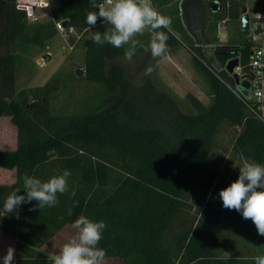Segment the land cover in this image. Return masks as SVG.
<instances>
[{"label": "trees", "instance_id": "16d2710c", "mask_svg": "<svg viewBox=\"0 0 264 264\" xmlns=\"http://www.w3.org/2000/svg\"><path fill=\"white\" fill-rule=\"evenodd\" d=\"M99 1L49 0L51 14L32 19L19 0H0V118L10 116L18 129L17 147L0 150V168L17 171L15 183L0 184V230L18 239V257L22 242L29 248L25 256L33 257L84 215L105 222L98 246L120 264H255V257L264 254V236L250 232L252 221L222 206L219 191L227 185L214 158L216 137L228 124L240 128L234 147L242 158L264 164V115L227 70L235 57L243 72L248 69L250 44L241 31L246 0H186L187 27L176 14L168 16L171 31L161 29L168 44L189 49L209 81V105L187 94L194 112L185 111L151 79L139 85L130 81L115 62L125 46L92 41L94 32L110 28L100 19L92 28L86 24ZM180 1L153 0V5L164 15ZM205 9L212 20L193 32L191 23ZM61 20L84 39L82 78L94 85L84 108L71 112L54 110L60 73L45 85L17 88L19 53L56 37ZM220 22L227 42L220 40ZM64 170L71 173L69 191L58 194L55 207L41 211L33 200L4 213L10 193L25 194L26 174L46 181ZM238 176L239 168L233 169L228 185Z\"/></svg>", "mask_w": 264, "mask_h": 264}, {"label": "rangeland", "instance_id": "374dc122", "mask_svg": "<svg viewBox=\"0 0 264 264\" xmlns=\"http://www.w3.org/2000/svg\"><path fill=\"white\" fill-rule=\"evenodd\" d=\"M27 4L34 6V16L46 17L51 14L50 10L40 7L39 0H23ZM181 0L178 3L171 4L164 9L165 16H173L180 21L181 25L187 27L186 8ZM249 11L253 7V0H246ZM212 15L207 13L206 9L197 17L196 21L191 23L193 32L205 28L207 21ZM189 26V24H188ZM219 28H225L224 22H220ZM195 29V30H194ZM189 32L190 36H194ZM219 37L221 35L219 31ZM224 35L228 40V31ZM145 47L150 41V33L145 32L143 36H137ZM207 41V38L205 39ZM223 41V42H227ZM209 42V40H208ZM168 49L164 57L153 58L150 51L145 52L144 47H137L132 62L124 60V56L117 58L115 62L122 64L126 77L135 84H141L147 79H151L156 86L167 92L179 105L187 112H194V108L187 98L191 93L199 98L204 104L209 105L213 101L210 84L205 75H203L194 65L192 54L187 47L182 44H168ZM127 49V45H125ZM86 43L81 34L66 35L60 32L56 37L49 40L44 46L32 45L19 53V67L17 75V88L31 86H42L51 81L56 74L60 73V80L55 82L54 110L56 112H71L84 108V102L94 91V85L87 83L82 78L84 69ZM46 53L51 54L49 60L44 59ZM148 66L153 67L150 75L145 74ZM238 126L224 124L216 137L214 148V158L218 160L223 168L221 183L227 186L232 176V170L242 165V156L234 147L235 138L239 132ZM18 129L11 121V117L4 115L0 118V150H9L17 147ZM264 165V164H263ZM239 213V212H237ZM238 218L245 221L241 213ZM249 220H246L248 223ZM238 222V221H237ZM241 223V222H240ZM245 223V222H244ZM253 223V222H252ZM251 233H258L253 225ZM105 264H120L118 259L105 258Z\"/></svg>", "mask_w": 264, "mask_h": 264}, {"label": "clouds", "instance_id": "9594fccd", "mask_svg": "<svg viewBox=\"0 0 264 264\" xmlns=\"http://www.w3.org/2000/svg\"><path fill=\"white\" fill-rule=\"evenodd\" d=\"M96 9L98 11L87 13L86 24L92 28L100 19L110 28L103 33L94 32L91 36L94 43H107L115 48L127 45L124 52L127 62H132L138 46L144 47L145 52L150 51L153 58L165 56L169 37L161 29L171 31L172 19L161 14L153 5V0H103L96 5ZM145 32L150 33L147 47L136 39ZM153 70L152 66H148L145 74L150 75ZM70 175V171L64 170L42 181L26 174L23 177L25 194L19 195V189L10 193L3 203L4 213H14L22 204L33 200L37 202L35 207L41 211L46 207H55L59 203L58 194L69 191ZM71 195H75L74 190ZM219 199L225 209L235 210L245 220L250 219L258 234L264 236V165L242 158L238 178L219 191ZM68 214L71 215V209ZM72 227L77 230L76 234L52 257L53 264H105L106 250L98 246L106 228L105 222L80 215ZM14 252V248L9 247L6 255L0 258L2 264H13ZM255 264H264V254L255 257Z\"/></svg>", "mask_w": 264, "mask_h": 264}, {"label": "built area", "instance_id": "2783aa9c", "mask_svg": "<svg viewBox=\"0 0 264 264\" xmlns=\"http://www.w3.org/2000/svg\"><path fill=\"white\" fill-rule=\"evenodd\" d=\"M32 19H36L38 16H34V6L27 4L23 0H19ZM100 0L99 3H102ZM41 8L50 10L49 0H39ZM252 11H249V6L246 10L249 14V34L248 41L250 44V58L248 62V69L243 72L241 65L236 68L239 73L240 80L247 79L250 83L249 88H246L249 92V97L257 105L258 109L264 115V0H253ZM58 32L66 35H72L76 33L75 27L71 24H65L64 20L56 23ZM243 86V85H242Z\"/></svg>", "mask_w": 264, "mask_h": 264}, {"label": "crops", "instance_id": "0c3cea01", "mask_svg": "<svg viewBox=\"0 0 264 264\" xmlns=\"http://www.w3.org/2000/svg\"><path fill=\"white\" fill-rule=\"evenodd\" d=\"M15 149V148H14ZM17 180L16 168L7 169L0 168V184L11 185ZM76 229L71 224L66 225L63 229L59 230L52 238H50L41 248H38L39 253L33 257L25 256L29 251L26 243H21L19 246L21 257L17 256L18 239L10 236L0 230V258L7 253L9 247L14 248L15 259L13 264H34V260H38L37 264H53L52 257L60 251L62 246L67 243L75 234ZM2 264V260H0Z\"/></svg>", "mask_w": 264, "mask_h": 264}, {"label": "water", "instance_id": "95a60500", "mask_svg": "<svg viewBox=\"0 0 264 264\" xmlns=\"http://www.w3.org/2000/svg\"><path fill=\"white\" fill-rule=\"evenodd\" d=\"M65 24H68V21L65 20ZM249 27H250V23H249V14L247 12V10L245 9V12L242 14L241 16V31H242V36L243 38L247 39L248 38V34H249ZM219 31L221 33L220 35V40L221 42L226 41L227 37L224 35L226 29L225 28H219ZM51 58V54L50 53H46L44 55V59L45 60H49ZM240 66V59L238 57L232 58L228 64H227V70L228 72H230L235 78L238 84L243 85L246 88H249L250 83L247 79L244 80H240V76L239 73L236 71V68H238Z\"/></svg>", "mask_w": 264, "mask_h": 264}]
</instances>
